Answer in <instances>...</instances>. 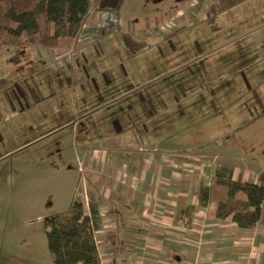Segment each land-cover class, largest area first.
<instances>
[{"label":"crops","instance_id":"crops-1","mask_svg":"<svg viewBox=\"0 0 264 264\" xmlns=\"http://www.w3.org/2000/svg\"><path fill=\"white\" fill-rule=\"evenodd\" d=\"M263 2L246 0L219 15L218 23L237 8ZM195 19L187 20L192 28L165 36L171 46L167 49L134 53L89 46L75 64L62 66L59 61V68L47 63L46 49L33 55L41 64L30 70L48 77L42 87L34 74V81L24 79L22 88L13 80L0 81V117L7 118L0 120V138L22 136L59 120H69L65 126H71L73 137L89 138L72 157L77 170L70 176L76 174L78 183L65 201L70 208L80 190L78 196L99 211L95 240L102 264H264V203L253 228L242 229L216 217L217 204L227 194L216 182V171L227 168L232 180L250 183H256L262 171L255 173L254 159L211 145L206 139L208 119L188 110L202 106L201 99L208 105L209 89L237 86V91H221L218 96L239 95L240 83L229 87L166 78L185 75L195 54L213 52L222 40V35L198 33L191 24ZM73 40H61L59 48ZM1 54L0 62L12 71L13 57ZM151 57L165 61L164 76L156 74V59L152 62ZM10 87L18 102L6 93ZM32 119L38 124L32 126ZM51 126L47 132H59V123ZM203 187L210 191L204 202ZM91 205L85 203L86 213Z\"/></svg>","mask_w":264,"mask_h":264},{"label":"rangeland","instance_id":"rangeland-1","mask_svg":"<svg viewBox=\"0 0 264 264\" xmlns=\"http://www.w3.org/2000/svg\"><path fill=\"white\" fill-rule=\"evenodd\" d=\"M184 2H189L188 8ZM98 3L99 0H92L79 36L83 43L80 44L77 38L58 49H48L50 58L47 63L57 68L59 61L64 62L62 66L75 64L89 46L126 50L128 48L120 35L122 31L147 41L142 49H167L171 46L165 42L169 39L165 36L192 28L187 20L196 18L191 24L197 27L198 33L222 35V40L213 52L195 54L187 64L185 75L177 73L166 78L174 83L194 80L229 84V87L240 83L239 95L218 96L221 91H237V86L234 89H209L212 96H208V105H204L205 99H201L202 106L195 105L188 110L208 119L206 139L211 145L217 144L234 155L254 159L255 173L264 171V2L235 9L223 17L221 25L217 19L214 23L206 20L205 0H120L116 10L101 9ZM228 20L232 23L229 24ZM192 40L194 50H197V42L194 38ZM41 51L46 48L38 42L0 49V54L12 56L15 62L11 64L12 71H7L10 66L0 62V81L13 80L22 88L23 80L32 82L35 75L37 86L42 87L48 77H43L45 74L38 70L30 71L41 64L33 56ZM59 52L64 55L59 57ZM155 59V72L162 77L167 64L162 58L151 57L152 62ZM244 82L249 85L246 87ZM6 91L18 102L11 87ZM16 108L22 109L18 104ZM0 118L1 121L7 120H3L2 115ZM61 121L56 122L59 123V132H47L46 129L53 127L51 125H56L47 122L25 135L7 132L4 139L0 138L4 141L0 145V264H55L48 248L46 219L69 210L65 199L73 196L78 183L76 174L70 176L77 170L72 165V157L77 155L84 139L89 143L88 137H73L72 132H68L71 126L65 125L69 120ZM31 122L32 126L37 123L34 119ZM78 193L81 191L74 200H80L84 208L87 202L93 204ZM100 219L99 215L97 228Z\"/></svg>","mask_w":264,"mask_h":264},{"label":"trees","instance_id":"trees-1","mask_svg":"<svg viewBox=\"0 0 264 264\" xmlns=\"http://www.w3.org/2000/svg\"><path fill=\"white\" fill-rule=\"evenodd\" d=\"M246 0H206L205 17L214 21L225 11ZM92 0H0V49L23 46L38 41L41 47L55 49L63 39H77L89 14ZM104 10H116L120 0H99ZM127 50L137 52L147 42L128 31L120 33ZM216 182L227 188L226 198L219 201L216 217L231 220L239 228L257 225L264 203V171L257 182L231 179V170L219 168ZM208 188H201L204 202ZM243 194L244 199L237 198ZM99 212L94 205L84 211L83 203L74 200L65 213L46 219L48 248L55 264H102L95 240Z\"/></svg>","mask_w":264,"mask_h":264},{"label":"built area","instance_id":"built-area-1","mask_svg":"<svg viewBox=\"0 0 264 264\" xmlns=\"http://www.w3.org/2000/svg\"><path fill=\"white\" fill-rule=\"evenodd\" d=\"M176 16H178V15H176ZM83 27H84V26H83ZM78 41L80 42V44L83 43V39H82V38H79V37H78Z\"/></svg>","mask_w":264,"mask_h":264}]
</instances>
